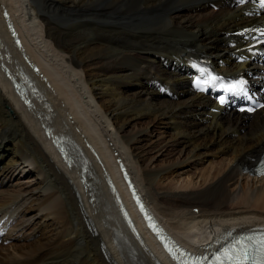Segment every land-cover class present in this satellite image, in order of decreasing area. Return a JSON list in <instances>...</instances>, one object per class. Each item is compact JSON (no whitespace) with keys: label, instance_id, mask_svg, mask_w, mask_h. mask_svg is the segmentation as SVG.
Wrapping results in <instances>:
<instances>
[{"label":"bare ground","instance_id":"1","mask_svg":"<svg viewBox=\"0 0 264 264\" xmlns=\"http://www.w3.org/2000/svg\"><path fill=\"white\" fill-rule=\"evenodd\" d=\"M263 22L254 0H0V264H175L118 157L189 248L264 226V108L240 113L192 86L201 54L264 86L242 49L254 32L237 33ZM217 154L196 182L172 176Z\"/></svg>","mask_w":264,"mask_h":264},{"label":"snow or ice","instance_id":"2","mask_svg":"<svg viewBox=\"0 0 264 264\" xmlns=\"http://www.w3.org/2000/svg\"><path fill=\"white\" fill-rule=\"evenodd\" d=\"M214 79L215 77H213V80ZM242 83L243 82H239L238 84L231 85L230 87H240ZM221 102H223L222 98ZM253 240L256 241L255 252L259 253L258 259L255 255H250L249 253ZM223 257L226 259L228 264H248L249 260H252L253 264H264V234H261L259 238L247 236L238 239L231 245V247L224 250ZM225 259H222L221 256L216 257L219 264H225Z\"/></svg>","mask_w":264,"mask_h":264},{"label":"rangeland","instance_id":"3","mask_svg":"<svg viewBox=\"0 0 264 264\" xmlns=\"http://www.w3.org/2000/svg\"><path fill=\"white\" fill-rule=\"evenodd\" d=\"M175 157L176 155L174 153L167 154L166 156H159L160 159L158 160V163L162 164L165 162H169L170 159H175ZM221 158H223V156L217 154L215 156L205 155L195 160H189L188 162L184 164V168L180 170L181 172H179L178 175H172V176L176 177V179L181 178V180H183V178H186L189 181L192 180L193 182H196L197 180L200 179L201 173L203 171H205L207 168H211L212 164L215 165L220 160H223ZM247 184H248L247 179L244 178L243 186L245 187L247 186ZM236 205H237V202L233 204V206H236Z\"/></svg>","mask_w":264,"mask_h":264},{"label":"water","instance_id":"4","mask_svg":"<svg viewBox=\"0 0 264 264\" xmlns=\"http://www.w3.org/2000/svg\"><path fill=\"white\" fill-rule=\"evenodd\" d=\"M37 5H38V8L41 9V7L39 6V4H37ZM21 85H22V84H21ZM22 87H23V89H25L24 86H22Z\"/></svg>","mask_w":264,"mask_h":264}]
</instances>
